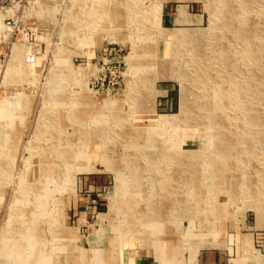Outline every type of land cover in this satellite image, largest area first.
Returning <instances> with one entry per match:
<instances>
[{"label": "rangeland", "instance_id": "rangeland-1", "mask_svg": "<svg viewBox=\"0 0 264 264\" xmlns=\"http://www.w3.org/2000/svg\"><path fill=\"white\" fill-rule=\"evenodd\" d=\"M15 3L0 264H263L264 0Z\"/></svg>", "mask_w": 264, "mask_h": 264}, {"label": "crops", "instance_id": "crops-1", "mask_svg": "<svg viewBox=\"0 0 264 264\" xmlns=\"http://www.w3.org/2000/svg\"><path fill=\"white\" fill-rule=\"evenodd\" d=\"M259 223L260 222H258V219L257 220L255 219L253 229H255L256 231L260 230L261 226L263 225L262 224L259 226L258 225ZM250 234L253 235V233H250ZM259 247H260V249H257V251H264V241H262V243H261V245H259ZM229 260L230 259H227L225 253L214 252V251L210 250V251L200 253L199 258H198V264H230Z\"/></svg>", "mask_w": 264, "mask_h": 264}, {"label": "built area", "instance_id": "built-area-1", "mask_svg": "<svg viewBox=\"0 0 264 264\" xmlns=\"http://www.w3.org/2000/svg\"><path fill=\"white\" fill-rule=\"evenodd\" d=\"M15 1L16 0H0V10L14 8L16 6V4H17V3H15ZM4 22L6 23V25L8 27H11V24L15 23V21L12 20V18H9V17L6 18V20H4Z\"/></svg>", "mask_w": 264, "mask_h": 264}, {"label": "bare ground", "instance_id": "bare-ground-1", "mask_svg": "<svg viewBox=\"0 0 264 264\" xmlns=\"http://www.w3.org/2000/svg\"><path fill=\"white\" fill-rule=\"evenodd\" d=\"M29 229V228H28ZM30 231H32V228H30ZM28 233V232H27ZM165 247V246H164ZM165 249V248H164ZM156 251H157V249H155ZM161 250H163V248L161 249ZM160 250V251H161ZM158 252V251H157ZM161 253H162V251H161ZM99 256V255H98ZM162 256V255H161ZM117 259H119L118 257H117Z\"/></svg>", "mask_w": 264, "mask_h": 264}]
</instances>
